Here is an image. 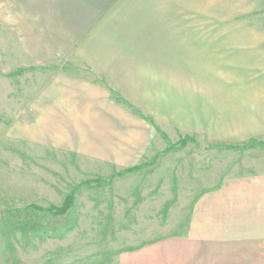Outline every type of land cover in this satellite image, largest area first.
Returning a JSON list of instances; mask_svg holds the SVG:
<instances>
[{
  "label": "crops",
  "instance_id": "0c3cea01",
  "mask_svg": "<svg viewBox=\"0 0 264 264\" xmlns=\"http://www.w3.org/2000/svg\"><path fill=\"white\" fill-rule=\"evenodd\" d=\"M5 2L13 35L46 72L22 128L30 143L127 170L157 154L159 130L264 138V35H213L196 0ZM238 155L198 199L191 234L204 237L163 264H264V150Z\"/></svg>",
  "mask_w": 264,
  "mask_h": 264
},
{
  "label": "rangeland",
  "instance_id": "374dc122",
  "mask_svg": "<svg viewBox=\"0 0 264 264\" xmlns=\"http://www.w3.org/2000/svg\"><path fill=\"white\" fill-rule=\"evenodd\" d=\"M5 3L0 0V264H163L187 257L189 244L204 237L191 234L198 199L235 170L239 151L264 150V138L235 144L159 130L157 154L127 170L30 143L22 128L33 118L29 107L46 72L13 35ZM196 3L211 9L213 35H264V0ZM69 196L70 207L60 213ZM212 207L215 225V202ZM204 221L196 219L197 232Z\"/></svg>",
  "mask_w": 264,
  "mask_h": 264
},
{
  "label": "trees",
  "instance_id": "16d2710c",
  "mask_svg": "<svg viewBox=\"0 0 264 264\" xmlns=\"http://www.w3.org/2000/svg\"><path fill=\"white\" fill-rule=\"evenodd\" d=\"M70 198H71V197L69 196V197L66 199L65 203L63 204V206L60 207V208H58V211H59L60 213L65 212V211L70 207V205H71V199H70ZM67 200H68V201H67Z\"/></svg>",
  "mask_w": 264,
  "mask_h": 264
}]
</instances>
